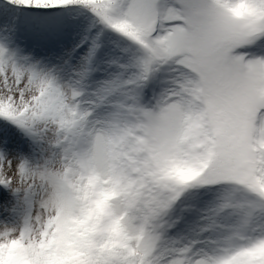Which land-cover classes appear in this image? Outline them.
Here are the masks:
<instances>
[{"label": "snow or ice", "instance_id": "6c2138e0", "mask_svg": "<svg viewBox=\"0 0 264 264\" xmlns=\"http://www.w3.org/2000/svg\"><path fill=\"white\" fill-rule=\"evenodd\" d=\"M0 264H264V0H0Z\"/></svg>", "mask_w": 264, "mask_h": 264}]
</instances>
